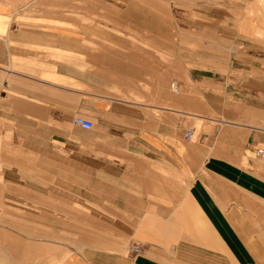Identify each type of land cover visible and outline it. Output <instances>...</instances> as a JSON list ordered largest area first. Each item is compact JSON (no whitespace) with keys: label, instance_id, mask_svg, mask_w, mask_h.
Listing matches in <instances>:
<instances>
[{"label":"crops","instance_id":"crops-1","mask_svg":"<svg viewBox=\"0 0 264 264\" xmlns=\"http://www.w3.org/2000/svg\"><path fill=\"white\" fill-rule=\"evenodd\" d=\"M251 3L0 0V230L22 260L264 264Z\"/></svg>","mask_w":264,"mask_h":264},{"label":"rangeland","instance_id":"rangeland-1","mask_svg":"<svg viewBox=\"0 0 264 264\" xmlns=\"http://www.w3.org/2000/svg\"><path fill=\"white\" fill-rule=\"evenodd\" d=\"M241 17L251 18L249 23L253 27V43L264 47V0H252L251 4L241 5ZM5 230H0V264H38L37 261L27 262L22 260V254L15 250V247L6 244ZM49 264V262H46ZM58 262L57 264H61Z\"/></svg>","mask_w":264,"mask_h":264},{"label":"built area","instance_id":"built-area-1","mask_svg":"<svg viewBox=\"0 0 264 264\" xmlns=\"http://www.w3.org/2000/svg\"><path fill=\"white\" fill-rule=\"evenodd\" d=\"M172 90L173 91H176V88H175L174 85L172 86ZM74 123H75V125L79 126L81 129L86 130V131L91 130L92 127H93V125H92L91 122H89L88 120H85L83 118H80V117L75 118ZM186 137L187 138H190L191 137V131L190 130L187 132ZM263 154H264V150H262V149L261 150H258L256 152V156H262ZM139 251H140V248L137 247V246L136 247H133L131 249V253L132 254H138Z\"/></svg>","mask_w":264,"mask_h":264},{"label":"bare ground","instance_id":"bare-ground-1","mask_svg":"<svg viewBox=\"0 0 264 264\" xmlns=\"http://www.w3.org/2000/svg\"><path fill=\"white\" fill-rule=\"evenodd\" d=\"M175 85V84H174ZM175 92V91H174Z\"/></svg>","mask_w":264,"mask_h":264}]
</instances>
